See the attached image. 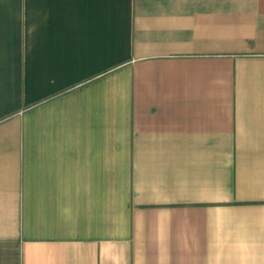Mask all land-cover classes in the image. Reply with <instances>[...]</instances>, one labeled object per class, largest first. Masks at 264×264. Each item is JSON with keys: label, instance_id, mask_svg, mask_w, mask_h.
<instances>
[{"label": "crops", "instance_id": "0c3cea01", "mask_svg": "<svg viewBox=\"0 0 264 264\" xmlns=\"http://www.w3.org/2000/svg\"><path fill=\"white\" fill-rule=\"evenodd\" d=\"M0 264H264V0H0Z\"/></svg>", "mask_w": 264, "mask_h": 264}]
</instances>
